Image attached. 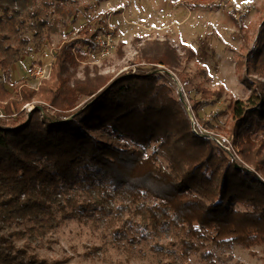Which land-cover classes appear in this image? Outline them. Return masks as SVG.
<instances>
[{"label":"trees","instance_id":"1","mask_svg":"<svg viewBox=\"0 0 264 264\" xmlns=\"http://www.w3.org/2000/svg\"><path fill=\"white\" fill-rule=\"evenodd\" d=\"M70 1L0 0V68L8 73L19 61L10 41L21 39L22 28L36 36L44 29L55 34L75 19L77 12L67 8ZM230 4L188 1L189 6L228 9L242 43L236 70L251 64L257 76L241 79L250 92L245 101L228 105L231 127L226 130L253 171L191 131L186 107L173 97L165 75L136 71L107 80L97 68L85 67L78 78L72 68L96 48L98 30L87 29L58 47L50 76L37 91L17 85L12 96L0 84L5 116L0 118V264H67L68 258H39L30 247L62 220L118 216L130 207L139 219L134 224L145 232L142 238L174 231L185 259L191 253L206 259L208 246L250 250L264 245V23L254 50L242 12ZM133 42L136 67L162 65L176 72L182 60L194 56L185 46L179 54L168 40ZM195 93V112L222 98L220 89L196 87ZM81 98L86 101L77 108ZM32 101L51 106L58 120L40 117L37 108L27 118L21 108ZM256 132L261 135L254 139ZM121 198L128 205L113 207Z\"/></svg>","mask_w":264,"mask_h":264},{"label":"rangeland","instance_id":"2","mask_svg":"<svg viewBox=\"0 0 264 264\" xmlns=\"http://www.w3.org/2000/svg\"><path fill=\"white\" fill-rule=\"evenodd\" d=\"M188 1L72 0L67 3V8L77 12L76 18L69 19L67 25L57 33L51 34L44 29L36 36L29 28H22L21 39L25 40L14 38L10 41L19 54V61L8 69V73L0 68V84L12 96L16 95L17 85L37 91L40 85L26 76V68L52 64L61 44L78 39L85 30L92 31L95 28L98 30L96 48L86 52V62H77L72 68L78 78H83L85 67L97 68L107 80L136 71L165 75L173 97L180 100L192 116L191 131L226 152L239 167L252 172L253 169L238 156L233 136L226 131L231 127L227 108L233 101H245L248 97L250 91L241 79L244 76L256 79L257 76L251 64L242 72L236 70L242 43L228 9L194 7L189 6ZM226 1L242 12L245 32L252 37L249 46L256 50L259 47L257 36L264 23V0ZM136 39L141 42L168 40L179 54L181 47L185 46L193 51L194 56L191 60H182L176 72L162 65H155L152 70L149 66L136 67V47L133 42ZM77 46L86 50L79 42ZM196 87L220 89L222 98L212 106L202 104L195 112L192 103L199 100L195 93ZM85 101L81 98L77 108ZM35 108L40 110V117L58 120L55 117L56 110L42 101L25 104L21 111L28 118ZM1 111L0 108V118L4 119ZM260 135V132H256L252 137L255 139ZM154 147L147 150V155ZM117 202L112 204L113 207L120 202L126 206L129 203L125 198ZM237 208L243 209L241 206ZM131 209L124 210L118 216L93 215L62 220L57 229L37 245L32 244L29 251L48 260L68 258L67 264H263L264 245L250 250L241 246L219 250L208 246L206 259L200 253H191L185 259L181 256L179 238L174 231H154L147 238H142L145 232L141 233L143 228H137L134 224L139 219L133 216ZM117 230L122 232L120 238L114 236ZM15 244L20 248L23 241H16ZM156 245L158 251L154 250Z\"/></svg>","mask_w":264,"mask_h":264},{"label":"built area","instance_id":"3","mask_svg":"<svg viewBox=\"0 0 264 264\" xmlns=\"http://www.w3.org/2000/svg\"><path fill=\"white\" fill-rule=\"evenodd\" d=\"M51 66V63L47 64L46 66H29L28 68H26V76L28 78H31L37 85H40L42 80L49 78ZM188 115L190 120L193 122L190 112H188Z\"/></svg>","mask_w":264,"mask_h":264}]
</instances>
